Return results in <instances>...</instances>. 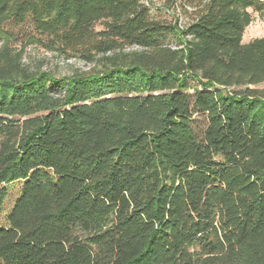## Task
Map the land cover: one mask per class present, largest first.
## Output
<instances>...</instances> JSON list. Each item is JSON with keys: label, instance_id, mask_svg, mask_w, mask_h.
Instances as JSON below:
<instances>
[{"label": "trees", "instance_id": "obj_1", "mask_svg": "<svg viewBox=\"0 0 264 264\" xmlns=\"http://www.w3.org/2000/svg\"><path fill=\"white\" fill-rule=\"evenodd\" d=\"M153 3L0 0V264H264V1ZM28 21L102 67L31 70Z\"/></svg>", "mask_w": 264, "mask_h": 264}, {"label": "rangeland", "instance_id": "obj_2", "mask_svg": "<svg viewBox=\"0 0 264 264\" xmlns=\"http://www.w3.org/2000/svg\"><path fill=\"white\" fill-rule=\"evenodd\" d=\"M166 1L153 0L154 3L151 7L155 15L169 16V13L164 9ZM250 12L253 19L245 29L244 43L264 37V11L257 12L250 8ZM7 28L13 34L11 44L17 49H23L22 62L31 70L48 71L56 77H70L100 69L103 65L102 55H99L95 62H88L70 52H63L57 47L50 46L47 39L38 33L29 21L20 25L10 24ZM165 37L172 46L179 44L178 40L171 34ZM2 43L3 40L1 39L0 47ZM137 49H139L137 46H133L125 49V51ZM257 87L264 90V83L257 85Z\"/></svg>", "mask_w": 264, "mask_h": 264}]
</instances>
